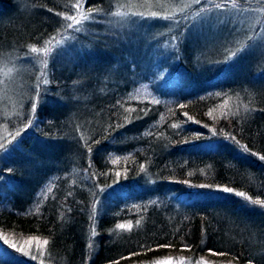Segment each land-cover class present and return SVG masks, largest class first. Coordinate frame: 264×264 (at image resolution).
Instances as JSON below:
<instances>
[{
  "label": "trees",
  "instance_id": "1",
  "mask_svg": "<svg viewBox=\"0 0 264 264\" xmlns=\"http://www.w3.org/2000/svg\"><path fill=\"white\" fill-rule=\"evenodd\" d=\"M17 1L0 0V70L12 68L17 82L0 97V264H264V208L214 191L264 200V55L248 47L263 31L264 0H80L95 17L81 32L57 15L75 12L76 0ZM118 10L129 16L111 15ZM213 16L224 19L228 40L196 42L195 27ZM52 37L63 46L30 52ZM42 69L49 83L38 89ZM144 83L173 101L129 100ZM146 198L158 202L127 208Z\"/></svg>",
  "mask_w": 264,
  "mask_h": 264
},
{
  "label": "rangeland",
  "instance_id": "2",
  "mask_svg": "<svg viewBox=\"0 0 264 264\" xmlns=\"http://www.w3.org/2000/svg\"><path fill=\"white\" fill-rule=\"evenodd\" d=\"M22 0L17 1V5L21 4ZM17 10L19 8H16ZM14 9L11 11L7 18H13V12L16 11ZM169 8H166V12H169ZM119 12H122L118 10ZM152 11V8L150 7V4L145 12ZM125 13V12H122ZM255 16L250 15L249 13H246L244 15H241V20L244 22V26H249L250 28L254 26L253 19ZM123 20L124 17H118ZM117 18V20H118ZM127 18V17H126ZM224 19L216 18V16L207 18V19H201V21L197 24L195 29L197 30L196 34V42H200L203 45L209 44L210 40H215L216 43H224L228 40V32L229 30H226V25L223 21ZM131 26L134 30V33L138 34L140 28L142 26L139 25L138 20H131L130 21ZM122 26L126 27L128 25L122 24ZM63 42L60 44L63 46ZM62 48V47H60ZM253 48L256 50L255 53H258L259 56L264 55V25H263V31L261 34L257 37V39L254 41V45L250 47V49L253 50ZM13 70L10 67H4L0 70V97L3 95L10 96L14 93L16 90V80L10 81L9 78L12 74ZM5 81V83H4ZM173 94L162 96L161 93L158 91V86L156 85V88H152L150 83H144L132 92L129 93L128 99L132 101H138V102H150L153 104H167L173 101L172 99ZM155 101H159V103H156ZM206 149V146L203 147V150ZM53 184V179H49L47 182H45L42 187L38 190L36 193L35 200L33 202V209L36 208L41 201L47 196L49 191L51 190ZM158 202L157 198H146V199H139L137 201H129L128 207L131 209H139L141 207H148L150 205H154ZM39 245H42L41 242H39ZM171 259L172 264H212L210 262H207L204 259H198V260H192L188 258H166L161 259L158 261H155L153 263L149 264H161V262ZM16 264H20L16 262Z\"/></svg>",
  "mask_w": 264,
  "mask_h": 264
},
{
  "label": "snow or ice",
  "instance_id": "3",
  "mask_svg": "<svg viewBox=\"0 0 264 264\" xmlns=\"http://www.w3.org/2000/svg\"><path fill=\"white\" fill-rule=\"evenodd\" d=\"M201 0H192V3L194 4H200ZM233 7H235V5H233ZM72 8L75 9L76 11L71 13V14H68V15H64L63 13H57V15H60L62 16V19L65 20V21H69V23L63 25V27L65 29H68V30H73L75 32H81L83 30V26H82V21H93L95 19L94 16L91 15L92 13V9H89L87 13L81 11V2L80 0H76V3H74L72 5ZM215 8L217 10H221V11H227V7L224 3H218L215 5ZM253 10H256V9H253ZM49 11H51V9H49ZM201 12H204V11H207L206 9H201L200 10ZM242 11H247V9H244ZM111 15L113 16H116V17H128L129 16V13H122V12H119V11H113L111 13ZM132 16H140L141 18H143L144 14L143 13H137V12H133L131 13ZM151 17H159V13H157L156 11H153L151 12ZM211 15V13H209V16ZM161 18H164V19H167V20H172V17L171 16H163ZM185 19H187L185 17ZM175 23H180L179 20H175L174 21ZM180 39L179 36H174L173 37V40H176L178 41ZM248 41H253V37L249 36L248 38ZM53 41H55V44H53ZM62 43L61 40H57L56 37H52L50 38L49 40L45 41V45L41 48H38V47H31L30 48V52L31 53H43L45 55H48L49 52L51 51V49L49 48V45L52 46V48H55V47H58L60 44ZM248 47H251V45H249ZM246 49L245 48H239V49H236V50H233L230 52V54L228 55L227 59L224 61L225 63H229L234 57H237L238 55L242 54ZM43 69H46L47 68V61L44 60L43 62ZM41 70L40 72V77H38L37 79V88L39 89L40 85L43 84V85H47L49 83V80L46 78L47 77V73L46 71L44 70ZM156 103H159V101H155ZM36 103H33L31 105V112L32 113H35L36 111ZM180 107H184V105H180ZM187 115V114H185ZM209 115H211V112H209ZM188 119H192V117L188 116ZM27 125H31L32 124V121L29 120L26 122ZM120 125H117V127H119ZM173 128L176 127L175 124L172 125ZM148 134H151V133H148ZM16 136H19L20 135V132L19 130L16 132L15 134ZM215 135V133H214ZM13 139H15V137H13ZM231 140L235 141V137H231ZM98 143V141H96ZM236 144L239 145V142L236 141ZM5 148V145L3 144H0V149H4ZM87 151L88 153L90 154L91 151H92V147L91 145H87ZM243 151H248L247 149H243ZM252 155H256V153H252ZM259 159L261 161H264V155H261L259 156ZM91 167V165L89 166ZM141 170H143V166H141ZM117 176L120 175L119 172L116 173ZM197 187L199 188H211V186L209 185H204V184H201V185H198ZM214 191H219V192H223V193H233L235 196L237 197H241L243 198L245 201L249 202L251 205H259L261 208H264V200H260V199H253L252 197L250 196H247L245 194V192H242V191H236L234 192L233 189L229 188V187H217L214 189ZM71 194V193H69ZM95 206H93V209H92V215L90 216V219L92 220H95ZM137 224H139V221H137ZM132 225L131 224H124V223H121V224H117L116 225V228H119V229H124V228H128L129 230L131 229ZM93 235H95V230L93 231ZM43 244L44 245H47L48 244V240H44L43 241ZM89 248H92V243H89L88 245ZM164 247V246H162ZM149 250H151V248H149ZM27 255V253H25ZM213 255H216V253H212ZM32 259H37L36 256H32ZM114 264H119V261H115ZM161 264H172L171 262V259L169 260H166V261H163L161 262Z\"/></svg>",
  "mask_w": 264,
  "mask_h": 264
}]
</instances>
